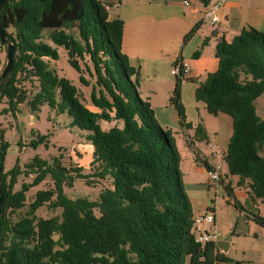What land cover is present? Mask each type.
Segmentation results:
<instances>
[{
    "label": "trees",
    "instance_id": "16d2710c",
    "mask_svg": "<svg viewBox=\"0 0 264 264\" xmlns=\"http://www.w3.org/2000/svg\"><path fill=\"white\" fill-rule=\"evenodd\" d=\"M198 1L209 7L219 0ZM0 25L16 44L13 69L0 80V95L8 99V109L16 115L18 106L27 101L36 112L47 103L69 114L70 127L88 131L86 138L93 146L91 173H84L81 166L65 165L61 156L52 160L36 156L25 170L16 164L5 171L9 143L2 135L0 264L229 261L216 242L202 245L196 241L195 213L183 181L175 132L160 124L150 101L140 94V69L131 65L122 50L123 20L111 19L101 0H5ZM0 45L7 50L1 40ZM58 46L66 49L81 83L92 87L90 104L100 111H92L80 89L53 68L60 57ZM200 53L197 50L193 55ZM216 55L218 69L201 80L195 96L210 114L231 117L225 157L228 174L238 175L240 184L249 181L251 199H264V118L255 103L264 94V32L251 27L231 42L221 38ZM185 76L183 71L176 76L169 101L178 110L181 125L191 129L181 100ZM20 77L39 82L30 100L20 86ZM101 120H123L124 126L103 130ZM47 139L38 134L30 145L37 147ZM207 141L200 123L189 144L201 147ZM195 154L197 162L209 166L207 159ZM22 173L36 176L19 184ZM49 177L54 187L39 190L25 214H18L26 206L30 188ZM76 178L88 184L91 178H110L112 186L97 200L70 198L64 187L73 186ZM226 188L232 196L231 186ZM46 204L61 208V214L38 216L37 210ZM255 221L264 226L263 216L255 214Z\"/></svg>",
    "mask_w": 264,
    "mask_h": 264
},
{
    "label": "crops",
    "instance_id": "0c3cea01",
    "mask_svg": "<svg viewBox=\"0 0 264 264\" xmlns=\"http://www.w3.org/2000/svg\"><path fill=\"white\" fill-rule=\"evenodd\" d=\"M101 1L106 5L111 19L120 18L124 22L122 50L128 56L131 65L140 69L141 96L150 101L160 124L175 132L176 144L181 154L180 167L183 178L188 174L185 166L195 173L204 171L206 168L196 161L195 153L198 152L209 159V145L215 144L220 147V133H217L213 127V119L207 114L206 104L196 99V88L208 73L218 69L219 58L216 55V46L221 38L231 42L243 29L251 27L264 32V3L249 4L245 0H225L218 9L217 23L211 26L203 17L208 7L198 0ZM185 1L190 4L186 5ZM195 27H197L196 31L185 38ZM2 49L3 47L0 46L1 51ZM197 50L201 53L199 56H194ZM178 60L187 63L190 67L182 82L181 100L185 107L186 121L193 126L191 129L181 125L179 112L169 101V95L176 81L172 67ZM261 97L262 95L256 99V107ZM87 106L92 111H100L90 103H87ZM200 123L204 125L208 136L207 143L201 146L203 150L198 144H189L190 138L194 135V128ZM230 135L231 131L228 138ZM91 148L93 151L92 146ZM236 176L240 180L239 176ZM191 184H193L192 191L196 192L198 183ZM221 184L225 185L224 180ZM238 184L248 189L249 181L246 180L243 184L238 181ZM187 193L193 203L195 215L200 214L199 200L192 197L188 189ZM194 200H196L195 204ZM250 200L251 205L244 210H251L254 214L264 217V213L256 207L257 200L251 198ZM259 226L252 231L253 242L245 248L250 255L236 261L231 259L222 264H264V226ZM220 240L229 242L226 239ZM229 244L230 250L232 244L230 242ZM228 252L225 254L227 255Z\"/></svg>",
    "mask_w": 264,
    "mask_h": 264
},
{
    "label": "rangeland",
    "instance_id": "374dc122",
    "mask_svg": "<svg viewBox=\"0 0 264 264\" xmlns=\"http://www.w3.org/2000/svg\"><path fill=\"white\" fill-rule=\"evenodd\" d=\"M245 2L249 4L264 3V0H245ZM203 17H206L205 13ZM49 43L55 46L50 40ZM58 50L60 57L52 63L53 68L57 70L60 76L71 80L80 89L86 101L90 103L92 87L81 83L80 72L69 63L66 49L58 46ZM6 53L7 50L3 47L2 51L0 50V73L6 64ZM20 86L27 91V100H30L38 90L39 82L35 78L25 79L24 77H20ZM257 102V113L264 118V94ZM8 108V99L0 95V141L3 135V139L9 143L4 163L5 171L10 170L16 164H19L21 169L25 170L26 164L33 161L36 156L48 160L61 156V160L65 165L81 166L84 173L92 172V145L86 138L89 132L77 126L70 127L71 117L68 113H60L47 103L41 105L36 112H33L27 101L18 106L16 115ZM6 109L8 111H5ZM207 114L213 119L214 129L217 133H220V147L226 149L230 131L232 133L231 117L223 113L213 115L207 112ZM116 124L119 127H123L124 121H100L103 130H108ZM38 134L47 135L48 139L37 145V147H34L30 145V142L37 139ZM199 148L203 150L202 147ZM189 152L191 153L190 150ZM185 171H188L186 177L183 178L185 188L188 189L192 197H196V200H199V213L212 212L216 217L218 239H226L232 244L227 254L230 260L236 261L248 257L250 252L245 251V248L249 247L253 242V229L260 227L255 219L248 221L245 215L244 209L251 205L248 189L238 184L239 180L236 175L228 174L227 166H225V175L222 179L225 185H222L221 182H212L206 169L195 173L185 166ZM35 176L36 173H31L29 176L22 173L18 179L19 184L24 181L29 183ZM91 179V183L88 184L85 179L76 178L73 186L66 185L64 187L65 195L70 198L89 197L97 200L104 189L112 186L110 178L104 180ZM193 182L198 183L195 188L196 192H193L191 188L193 185L191 183ZM228 184L235 193L229 197H227L229 191L226 188ZM52 187H54V182L50 177L32 186L27 193L26 206L20 209L18 214H25L39 190L50 189ZM196 200H194V204ZM255 200H257L256 207L259 208L261 213H264V199L257 198ZM190 202L193 206L191 200ZM195 207L197 209V206ZM61 212V208H50L46 204L39 208L36 213L41 217H51L60 215Z\"/></svg>",
    "mask_w": 264,
    "mask_h": 264
},
{
    "label": "built area",
    "instance_id": "2783aa9c",
    "mask_svg": "<svg viewBox=\"0 0 264 264\" xmlns=\"http://www.w3.org/2000/svg\"><path fill=\"white\" fill-rule=\"evenodd\" d=\"M225 0H219L218 2L211 5L206 10L205 19L209 21L211 26H214L218 19V9L220 4ZM186 5H189L190 2L185 1ZM186 75L190 71V67L187 63L178 60L172 67V74L178 76L181 72ZM210 157L207 159L204 156H201L203 159H207L209 166L206 167V171L210 180L214 183H219L222 181L225 175V166L226 163V149L220 148L218 145L210 144ZM230 195L228 194L227 197ZM247 220L255 219V214L251 210H244ZM215 215L212 212H207L204 214H198L194 216V233L196 236V241L205 245L208 242H217L218 241V231L215 224Z\"/></svg>",
    "mask_w": 264,
    "mask_h": 264
},
{
    "label": "water",
    "instance_id": "95a60500",
    "mask_svg": "<svg viewBox=\"0 0 264 264\" xmlns=\"http://www.w3.org/2000/svg\"><path fill=\"white\" fill-rule=\"evenodd\" d=\"M5 4V0H0V11ZM0 40L3 45L7 47V53H6V64L3 68V70L0 73V80L5 78L6 75L13 69L14 66V55L16 51V44L14 40H10L8 38L7 33L5 30L1 27L0 25ZM4 202V197L2 194V187H1V163H0V218L2 215V205ZM217 247L219 250L223 253H227L229 250V242L223 241V240H218L216 242ZM227 246V247H225Z\"/></svg>",
    "mask_w": 264,
    "mask_h": 264
}]
</instances>
